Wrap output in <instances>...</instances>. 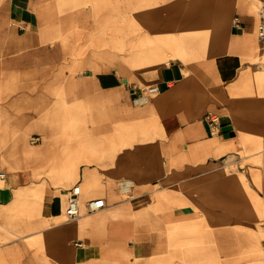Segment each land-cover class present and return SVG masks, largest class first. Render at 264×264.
<instances>
[{
  "label": "crops",
  "instance_id": "obj_1",
  "mask_svg": "<svg viewBox=\"0 0 264 264\" xmlns=\"http://www.w3.org/2000/svg\"><path fill=\"white\" fill-rule=\"evenodd\" d=\"M180 1L0 0V264H264L249 221L261 214L241 200L247 180L218 169L259 138L223 110L227 87L260 53L264 62V0L210 2L224 24L221 39L207 25L212 51L181 29L184 17L187 29L202 24L203 1L174 11ZM215 110L233 135L212 134ZM94 139L91 155L82 144ZM77 183L81 198L82 187L100 195L69 220ZM96 197L106 206L87 212ZM222 198L245 222L221 225Z\"/></svg>",
  "mask_w": 264,
  "mask_h": 264
},
{
  "label": "bare ground",
  "instance_id": "obj_2",
  "mask_svg": "<svg viewBox=\"0 0 264 264\" xmlns=\"http://www.w3.org/2000/svg\"><path fill=\"white\" fill-rule=\"evenodd\" d=\"M202 1H203V5L205 7H208L209 3L214 1V0H182L180 2L174 3V11L178 6H180L182 9H184V8H190L191 9V8L195 7L194 4H196L197 2L201 3ZM205 7L203 9V11H204L203 19H201L203 27H204L205 23L207 24L209 22V20L207 19L208 18L207 15L209 12H208V9H205ZM193 10H195V9H193ZM205 12H207V13H205ZM192 18H194V17H190V18H188V20H189V22L194 23L196 21L195 19L197 17L194 19L195 21ZM200 18H201V16H200ZM175 19L176 18L174 16L173 21ZM173 23H175V21ZM234 30H235V26H234ZM219 33H220L219 35H220V39H221V37H223V34H224V24L220 27ZM173 50L176 51L177 49L174 48ZM202 54H204V53H202ZM206 58L208 59L209 57H206ZM255 60H257L259 62V64H257L258 65L257 68H253V67H249L247 69L245 68L246 70H243L241 72V74L239 75V77L237 79H235V81L233 83H231L229 85V87H227L229 90V97L230 98L228 99V102L226 104V109H227L230 117L232 118L234 124L236 125V128L238 129V131H243L247 135H251V133L253 135V132H255V135H256V132H259V138H258L257 142L253 143L252 145L249 144L250 142H246L244 145V148L242 150V153H244L246 158L248 157V158L252 159L253 157H255V159L258 163V160L260 159L259 144H260V141L262 139V133L264 131V64L262 62L263 61L262 53L257 55L255 57ZM194 61H196V60H194ZM210 69H211V67H210ZM178 85H180V83ZM183 85H184V83H183ZM186 86H187V84H186ZM216 92H218V91H216ZM219 94L222 95V92L220 91ZM99 96H101V95H99ZM97 97H96V100H97ZM100 100H101V97H100ZM220 101H222L224 103L225 100L221 98ZM87 108H88V106H87ZM96 109H98V108H96ZM215 111H217V113H220V111H218V110H215ZM101 117H103V116L101 115ZM80 121H81V119H80ZM74 127H77V126H74ZM74 130H76V129H74ZM86 132H88V131H86ZM215 135H219V134L215 133ZM240 136H241V134H240ZM250 139L251 138H248V141ZM82 145H83V148L86 146L85 149H87L89 151V154H91V155H93L99 151V143L95 139L92 141V144L89 143L88 145H86V144H82ZM254 168H255L254 165L251 164L250 170L252 173V177L254 179L255 178L260 179L261 180L260 183H262V177H263L262 176V169L258 168V166H256V169H257V171H256V169H254ZM221 206H222V223H221V225L229 226L231 223H233L235 221L236 217H238V216L242 222L243 221L245 222L246 219H245V217H243V215L245 214L244 210H242V207L238 203L236 204L235 202L233 203L232 201H230L228 199L222 198ZM257 212L259 215L263 212V208L261 207V205L260 206L257 205Z\"/></svg>",
  "mask_w": 264,
  "mask_h": 264
},
{
  "label": "rangeland",
  "instance_id": "obj_3",
  "mask_svg": "<svg viewBox=\"0 0 264 264\" xmlns=\"http://www.w3.org/2000/svg\"><path fill=\"white\" fill-rule=\"evenodd\" d=\"M194 6L199 7V5H196V4H194ZM208 12H209L207 15V17H208L207 19L209 20L208 26L213 27V25H214L217 28L216 30L219 31L220 27L223 25L222 19H220L218 16L217 19L215 18V20H214V18L212 17V15L214 13L211 14L212 11L209 7H208ZM205 13H207V12H205ZM184 18H185L184 20H181L182 21L181 22V29H184V35L188 36V38H187L188 41L193 42V40H197V41L203 40V41L198 42L200 45H202V46H199L200 49L204 48L203 50L212 51L213 48H210L209 47L210 45H208V44H209V39H210L209 36L212 35L213 33H210V31L207 30L208 29V26H207L208 23L207 24L205 23V30H204L203 26H201L203 24H201V25L198 24L196 27L195 23L192 26L190 24V27L187 29L186 28L187 27V23H186L187 17H184ZM145 31L148 32L147 27H145ZM192 48H195V47H192ZM125 52H130V49L126 48ZM263 64H264V62H263ZM253 68H257V67H253ZM223 111H226V108ZM263 136H264V131L262 133V137ZM241 158H242V153L241 152L237 153L236 154V161H234V164L230 167L231 169L229 167H224V166L219 167L218 169L221 171L222 174H227L230 172H232V173L238 172V173L243 174L247 180V183H248V191H247L248 193L241 195L242 196L241 197L242 202H244V205L247 206V208H249V207L253 208V207H257V205L258 206L261 205V207L264 210V198L262 195L263 187H264L263 182L260 183L261 180L258 178H255V179L252 178V176L250 175V173L248 171L247 163H245V161L242 160ZM252 160H253V164L255 167L254 169H256V166H258V168H261V157L258 160V163H257L255 157H253ZM256 171H257V169H256ZM96 195H100V194H86L83 187H82V198L83 199H87L89 197H93ZM262 214H263V212L261 213L259 218L255 214L251 219H249V221L252 223L253 231L256 233V235H258L260 237V239L263 242V246H264V229L262 226V217H263Z\"/></svg>",
  "mask_w": 264,
  "mask_h": 264
},
{
  "label": "built area",
  "instance_id": "obj_4",
  "mask_svg": "<svg viewBox=\"0 0 264 264\" xmlns=\"http://www.w3.org/2000/svg\"><path fill=\"white\" fill-rule=\"evenodd\" d=\"M259 27H258V35L261 43V48L264 54V1L261 2L259 6ZM149 93H157L159 91V87L155 84L148 85L146 87ZM206 120L208 126L213 135L215 133L219 134L222 129L221 117L218 113L214 111H207ZM38 137H33L32 141L36 142ZM261 168H262V176H263V185H264V138L261 142ZM6 178V172L0 168V180ZM264 198V187L262 192ZM87 212L92 213L103 209L106 206V201L103 197L90 198L85 202ZM81 207H82V198H81V186L79 183L74 184L68 190L67 196V205L65 208V214L69 220L77 219L81 215ZM76 244L80 245L81 243L77 242Z\"/></svg>",
  "mask_w": 264,
  "mask_h": 264
},
{
  "label": "water",
  "instance_id": "obj_5",
  "mask_svg": "<svg viewBox=\"0 0 264 264\" xmlns=\"http://www.w3.org/2000/svg\"><path fill=\"white\" fill-rule=\"evenodd\" d=\"M221 130L225 136L234 134L233 126L231 124L224 125Z\"/></svg>",
  "mask_w": 264,
  "mask_h": 264
}]
</instances>
